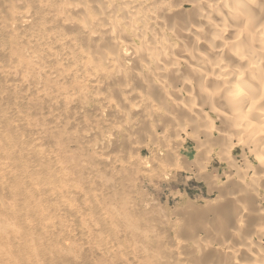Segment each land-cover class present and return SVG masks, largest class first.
Returning <instances> with one entry per match:
<instances>
[{
  "label": "rangeland",
  "instance_id": "obj_1",
  "mask_svg": "<svg viewBox=\"0 0 264 264\" xmlns=\"http://www.w3.org/2000/svg\"><path fill=\"white\" fill-rule=\"evenodd\" d=\"M44 3L0 1V121L5 117L9 125L15 123L0 131V161L51 179L41 185L58 191L59 199L36 195L34 183H43L38 180H8L0 198L16 206L25 205L23 197H27L38 214L28 220L32 225L26 232L21 219L0 211L12 220L6 237H0V261L230 264L228 257L212 251L204 256L193 254L182 242L202 240L225 251L214 233L200 228L221 223L227 206L221 204L215 214H209L207 208L225 194L222 187L236 185L237 176L255 163L253 159L243 160V148L236 145V139L228 162L221 157L227 151V140L206 141L209 135L205 131L213 134L221 127L215 114L199 127L189 117L182 121L167 117L124 120L117 113L135 107L133 96L126 99L114 86L97 90L83 77L68 76L72 67L66 60L45 66L36 59L45 54L43 47L31 48L24 41L23 20L11 13ZM51 48L59 52L63 47ZM62 65L66 70L59 68ZM10 71L17 72L13 79L8 77ZM144 93L151 99L158 97L150 91ZM12 141L44 157L46 165L31 166L7 153L5 147ZM260 186L263 194L252 204L253 211L264 208V181ZM63 203L72 208L63 209ZM245 223L262 227L264 218L255 222L249 215ZM46 230L48 235L40 234ZM251 242L264 252V239L253 236ZM242 258L253 260L247 254Z\"/></svg>",
  "mask_w": 264,
  "mask_h": 264
},
{
  "label": "bare ground",
  "instance_id": "obj_2",
  "mask_svg": "<svg viewBox=\"0 0 264 264\" xmlns=\"http://www.w3.org/2000/svg\"><path fill=\"white\" fill-rule=\"evenodd\" d=\"M11 13L23 20L24 41L31 48L43 47L45 54L36 59L45 66L66 60L72 67L68 76L83 77L97 90L114 86L126 99L133 96L135 107L117 113L124 120L189 117L199 127L215 114L221 127L213 134L205 131L206 141L227 140L221 157L228 162L236 139V145L243 148V160L252 158L255 163L241 171L235 186L222 187L225 194L207 208L215 214L221 204L227 206L221 223L201 225L200 230L214 233L224 243L225 251L202 240L182 245L193 254L224 255L230 264H264V252L251 242L253 236L264 239V226L245 223L249 215L255 222L264 218V208H251L262 197L260 183L264 181V0H45L38 8ZM54 45L63 48L54 52ZM16 75V71L8 73L12 79ZM144 91L158 97L151 99ZM3 120L0 131L13 128L15 123L11 126ZM5 150L31 166L46 165L44 157L13 141ZM9 179L38 180L43 183H34L36 195L59 199L58 191L41 185L51 179L0 161V190ZM23 199L25 205L13 206L0 198V211L21 219L27 232L32 225L28 220L38 210L32 208L34 202ZM62 207L70 210L72 205L63 203ZM11 224L10 218L0 214L2 239ZM21 242L30 250L27 242ZM246 254L253 260L243 259ZM11 259L9 255L8 262Z\"/></svg>",
  "mask_w": 264,
  "mask_h": 264
}]
</instances>
